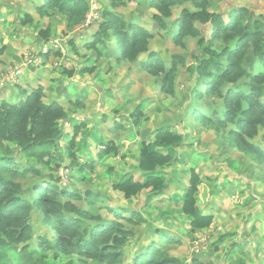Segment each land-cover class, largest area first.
Listing matches in <instances>:
<instances>
[{"label":"rangeland","instance_id":"1","mask_svg":"<svg viewBox=\"0 0 264 264\" xmlns=\"http://www.w3.org/2000/svg\"><path fill=\"white\" fill-rule=\"evenodd\" d=\"M89 1L92 23L85 26L88 16L83 23L71 24L68 17L57 10H50L46 15L39 14L35 4L38 2L40 5L41 0H0V47L6 40L9 42L6 46L9 45L15 53L26 47L37 53L38 45L44 41L40 37V30L46 29L50 30V40L58 41L70 51L65 40L72 37L80 39V33L88 28H92L91 33L97 31L105 10H113L125 17L127 22L139 23L153 34L149 51L141 54L134 63L116 62L117 44L112 30L106 37L109 49L101 57L98 58L93 50H82L76 57L84 65H93L92 60H99L95 65L100 70L95 71L91 78L98 84L99 101L104 106L100 108L97 102L88 103L84 113L92 118L93 125L82 130V141L78 143L80 157L85 160L86 155H89L97 160V164L93 172L87 171L81 178L68 177V183L60 179V188L79 189L83 196L87 192L98 194L99 200L95 206L84 199L75 203L105 220L111 218L106 206L125 208L127 213L129 210L140 211L146 216L145 224L129 225L135 230L136 236L126 247L124 264L131 262L132 257L145 248L159 228L169 230L175 238L170 243H160L164 252L185 264H190L194 258L211 261L212 264H264V162L258 161L251 153L239 150L228 137L229 127H220L217 121L201 120L191 114L196 107L201 106L208 115L218 117L213 112L222 101L218 95H209L200 101L196 99L194 90L202 88L207 80L194 72L192 65L198 64L204 55L207 58L211 56L205 49L208 46L214 52H221L228 43L212 38L211 22L200 21L196 23L200 35L185 37L181 45L174 43L168 30L154 19V15L159 12L149 0H126L128 4L125 5L117 1V7H113L110 0ZM239 7L248 9L246 20L264 21V0H208L207 4L208 11L221 12L225 14V19ZM184 9L199 10L191 0H185L172 7V16L165 19V23L172 22ZM27 13L33 21L23 26L25 30H21L18 25ZM67 35L70 37L64 39ZM152 52L157 53L167 67H171L176 58L178 65L173 94L161 92L162 75L153 76L140 67L141 61L147 60ZM54 59L61 60L54 56L48 60ZM65 59L72 60L73 57L70 55ZM221 59L224 64L227 63L224 56ZM245 65L251 72L259 71L252 49L247 54ZM108 68L113 70L107 71ZM32 71L33 75L42 72L37 68ZM27 72L28 69H25L19 76L21 86L14 85L12 88V97L16 101L28 93ZM262 88L264 99V84ZM91 90L88 85L70 88L71 93L77 94L76 98L80 99ZM143 101L145 117L139 125L132 114ZM71 121L73 126L80 123L76 118H71ZM115 122L117 127H114ZM164 125H171L176 132L184 135V142L173 148V161L161 168L166 188L161 194L146 190L134 199L126 200L121 193L112 189V184L126 171H134L139 177L136 162L140 141L149 138L152 130ZM110 140L120 146L118 153L101 159L98 152L102 150V144ZM252 142L264 148V131L260 129ZM51 162L50 165H40L44 177L49 173H56L60 177L64 165L71 164L65 153L63 157L55 153ZM55 163L62 164L60 171L53 168ZM194 165L203 183L197 195L198 207L202 212L214 215L210 227L197 231H192L189 217L181 213L179 204L188 182L190 167ZM70 172L75 173L76 169L71 168ZM22 181L23 191L28 195V186L34 184L37 178L27 177ZM31 225L35 233L31 242L33 247H37V239L41 236L49 240L56 237L55 231L45 222L44 214L38 209L32 213ZM223 236L219 250L215 251V244ZM47 256L52 264H68L71 261L75 264H106L93 259H81L74 247L68 253H59L57 258L53 251L47 252Z\"/></svg>","mask_w":264,"mask_h":264},{"label":"trees","instance_id":"2","mask_svg":"<svg viewBox=\"0 0 264 264\" xmlns=\"http://www.w3.org/2000/svg\"><path fill=\"white\" fill-rule=\"evenodd\" d=\"M41 1L36 6L39 14L46 15L50 10H57L65 14L71 24L83 23L91 12L89 0ZM110 1L113 7H117V1L122 5L128 4L126 0ZM184 1L149 0L159 12L154 15V19L168 30L174 43L181 45L185 37L200 35L196 26L199 21L211 22L212 38L228 43L221 52H214L208 46L205 49L211 56L207 58L204 55L198 64L192 65V70L207 80L202 88L194 90V95L198 101L209 95H218L222 101L213 110L218 117L208 115L201 106L196 107L191 114L201 120L217 121L220 127H229L228 137L238 149L251 153L258 161L264 162V148L252 142L259 135L260 129L264 131V21L246 20L248 9L245 7H239L225 19V14L207 10L208 0H191L199 10L184 9L172 22L165 23V19L172 16V7ZM102 18L99 29L82 46H78L75 39L69 41L70 49L77 55L82 50H93L98 58L101 57L109 49L106 40L109 30L113 31L117 44V62H137L141 54L149 51L153 38L150 30L137 22H127L125 17L113 10H105ZM32 21V16L27 13L19 25L23 27ZM39 34L44 41L51 38L48 29L40 30ZM6 49V44L0 47V56ZM250 49L257 58V72H251L245 65ZM54 55L61 57L62 52L55 49ZM222 56L226 58V64L223 63ZM97 61L94 60L95 63ZM177 65L174 57L172 66L167 67L162 58L152 52L142 62L141 68L153 76L162 75L161 92L173 94ZM95 69L96 65L93 64L83 68L81 72L93 73ZM62 72L70 77L75 75V69L72 68H63ZM44 97V89L39 86L15 102L5 99L0 102V264H52L47 252L53 251L57 258L59 253H68L72 247L77 249L81 259L124 264L126 247L136 236L135 230L129 225L141 226L147 222V218L140 211L129 210L127 213L125 208L111 206H106L111 218L105 220L100 215L94 216L88 209L79 207L75 201L84 199L95 206L99 200L98 194L87 192L83 196L79 189L60 188L61 176L57 177L56 173L43 176L40 165L52 163V157L63 137L61 121L68 115L62 104L57 101L48 103ZM133 116L139 124L144 116L142 103L133 112ZM84 125L85 123L77 125L69 139L71 164L65 167L70 171L75 168L81 174L95 170L94 161L80 163L75 152L76 139ZM182 142L184 135L176 132L171 125L158 127L152 140H144L140 145L137 169L139 177L134 171H127L112 184V189L122 192L126 200H132L146 190L161 194L166 188L161 168L173 161V148ZM118 149V145L110 141L103 146L100 157L118 153ZM53 168L60 171L62 164L55 163ZM77 175L70 172L69 177L76 179L79 178ZM27 177L37 178V181L28 186L29 194L25 195L22 179ZM201 187V176L194 165L189 170L182 203L179 202L181 213L189 217L192 231L208 228L214 221L213 214L204 213L198 207L197 195ZM36 209L44 214L45 222L53 228L56 237L49 240L41 236L37 239V247H33L31 242L35 233L31 219ZM174 239L169 230L157 229L150 242L128 264H185L178 258L167 255L160 245L161 242L170 243ZM223 240L224 236L215 244V251L219 250V243ZM190 264L212 262L194 258Z\"/></svg>","mask_w":264,"mask_h":264},{"label":"crops","instance_id":"3","mask_svg":"<svg viewBox=\"0 0 264 264\" xmlns=\"http://www.w3.org/2000/svg\"><path fill=\"white\" fill-rule=\"evenodd\" d=\"M34 1H37V0H34ZM35 5L37 6L38 2H36ZM36 6H35V9H36ZM85 26H87V25H85ZM18 27L21 30H25L24 27H21L20 25H18ZM91 29L92 28H88L86 30H83L84 32H82V33L78 32V33H80V39H76L75 37L69 38L70 35H67L64 39L69 38L68 40H65L67 42V44H69V41L71 39H76V44L78 46H82L83 43L87 39H89L91 37V35L94 33V32L91 33ZM78 40H81L82 42H80V41L78 42ZM56 42H58V41L49 40V41H45V43H44V41H41V43L37 47L38 51L36 53L37 56H39L41 58V63L39 65H33V66L28 67V68H24V70L28 69L27 82H28L29 87H28V89L26 88L28 90V93L26 94V96L29 95L34 88L41 86L44 89V93H45L44 100L46 102L50 103V102L57 101L67 109L68 115L66 116V118H64L61 121L63 137H62L61 141L59 142V146H58L56 153L60 157H63L64 153H65V155L70 159L69 150H68V142L74 133L75 127L77 125L85 123L84 127L81 129V132H82L83 129H85L87 127H91L93 125L92 124V118L90 116L86 115V113H84V111L87 109L88 103L97 102V105L100 106V108L104 106V103L99 101V94L97 93L98 89H96L98 84L94 80H92V78H91L95 74L94 73L95 71L100 70V67H98V68L96 67V69L93 73L81 72V70L83 68L91 67L92 65L80 64V62H79L80 60H76V59H78V58H76L78 55L72 49H70V51H69V50L65 49L64 47H62L63 48L62 50L60 48L56 49V50H60L62 52L61 57H56L54 55L55 48L53 46V44H55ZM4 44L7 45V44H9V42H7L5 40ZM27 50H28V47H26V48H24L18 52L16 51V53H15L14 51H12V49L8 45L5 53L0 56L1 57V61H0V102L4 99L7 101H10V102L16 101V99L12 97L13 94L11 91H12V88L14 87V85H20L21 86L20 80L16 84L7 83V84L2 85L1 84V81H2L1 76H2V74L6 73L10 69H12L14 67L21 66L22 65V57ZM28 51H30V50H28ZM47 52L48 53L50 52L49 55H44ZM70 55L73 57L72 60H67L68 58L65 59L68 56L70 57ZM53 56L56 58H61V60H55V59L54 60H48ZM92 61H93V64H97V62L99 60L96 63L94 62V60H92ZM143 61H141V64ZM88 62H90V60H88ZM141 64H140V67H141ZM35 68H37L38 71L41 70L42 72H40L39 74L33 75L32 69H35ZM63 68L75 69V75L72 77L68 76L66 73L62 72ZM108 69H107V71H110V72L113 70V69H109V70ZM31 81L33 83H30ZM73 85H75V86H73ZM86 85H88L92 90L83 99L82 98L81 99L76 98L77 94H73L70 91V88H75V87H80V86L84 87ZM93 85H95V87ZM101 89L106 90L107 88H101ZM21 98H23V97H21ZM141 103L143 104L144 116H142L140 123L142 120H144V117H145V102L144 101L140 102L137 105V107ZM78 107L80 108L78 111L74 110V109H78ZM137 107H136V109H137ZM71 118H76L77 120L80 121V123L73 126L72 125L73 122L71 121ZM114 127H117L116 122H115ZM156 129L152 130V134L149 138H144L143 140L140 141L139 152H140V145H141L142 141L152 140L154 132L156 131ZM81 132H80V134H81ZM80 134L76 139V147H75V152L78 156V162L89 163V162L94 161L95 167H96L97 160H95V158H90L89 155H86L85 160H84L83 159L84 157L81 158L80 155L78 154L79 153L78 143H80L82 141V139H80ZM68 135H70L69 138H67ZM110 141H113V140H110ZM102 146H105V144H102ZM118 147H120V146H118ZM100 152L101 151L98 152L99 157H100ZM113 154H117V153H113ZM138 157H139V154H138ZM136 163H137L136 165H137V169H138V159H137ZM65 165H67V164H65ZM65 165H64V167H68V165L67 166H65ZM73 169H75V168H73ZM75 174H78L77 176L79 178H81V175H83L80 172H78V170H76ZM187 184H188V182H187ZM202 185H203V183H202ZM118 192L124 196V194L122 192H120V191H118ZM179 202L182 203V199H181V201L179 200Z\"/></svg>","mask_w":264,"mask_h":264},{"label":"built area","instance_id":"4","mask_svg":"<svg viewBox=\"0 0 264 264\" xmlns=\"http://www.w3.org/2000/svg\"><path fill=\"white\" fill-rule=\"evenodd\" d=\"M92 11L88 14V18L86 20L85 25H90L92 23L91 21V15ZM55 49L60 48L61 50L63 49L61 44H59L58 42H56L55 44H53ZM41 63V58L39 56H37L36 53H33L32 51H26L22 57V65L18 66V67H14L12 69H10L9 71H7L6 73L2 74V81L1 84H16L19 82V76L22 74L24 68H28L30 66L33 65H39ZM70 174V169L69 168H64L61 173V180L64 183H68V177Z\"/></svg>","mask_w":264,"mask_h":264}]
</instances>
